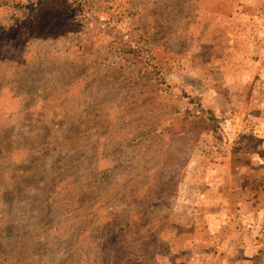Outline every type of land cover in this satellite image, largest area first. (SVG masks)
Returning a JSON list of instances; mask_svg holds the SVG:
<instances>
[{"label":"rangeland","instance_id":"374dc122","mask_svg":"<svg viewBox=\"0 0 264 264\" xmlns=\"http://www.w3.org/2000/svg\"><path fill=\"white\" fill-rule=\"evenodd\" d=\"M210 236L264 264V0H0V264Z\"/></svg>","mask_w":264,"mask_h":264},{"label":"crops","instance_id":"0c3cea01","mask_svg":"<svg viewBox=\"0 0 264 264\" xmlns=\"http://www.w3.org/2000/svg\"><path fill=\"white\" fill-rule=\"evenodd\" d=\"M212 233L214 234L215 231L212 230ZM204 242H206L205 244L208 243V246H212L215 249L214 252L210 254L208 252H203L202 246H204L203 245ZM191 246L193 247V248L191 247L192 248L191 253L190 254H184V253L178 254L176 256V259H175L176 262L174 264H179L180 262H182V260H184L183 262H185L183 264H232V262L237 264L238 262L241 261V259L239 258V255H237L235 258L230 259L231 262H229V258H228L229 255L225 254L222 248V247H226L227 249V246H229V243H226V240L222 241L221 238L217 239L216 236L215 237L210 236L208 239L206 238L205 240H201L198 237L194 241H191ZM216 247H219L220 249V250L218 249L219 252L217 251ZM229 247H232V245H230ZM237 248L239 247L237 246ZM240 256L242 257V260L245 262L243 255L240 254ZM252 256L255 257V255H252Z\"/></svg>","mask_w":264,"mask_h":264}]
</instances>
